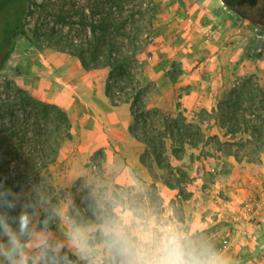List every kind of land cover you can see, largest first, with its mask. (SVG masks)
<instances>
[{"label":"crops","instance_id":"0c3cea01","mask_svg":"<svg viewBox=\"0 0 264 264\" xmlns=\"http://www.w3.org/2000/svg\"><path fill=\"white\" fill-rule=\"evenodd\" d=\"M172 1L176 7L182 6V15L174 17L188 23L183 32L193 38L198 52L202 48L200 52H208L210 57L207 65L182 66L171 82L159 81L160 71L153 73L157 91L152 99L158 110L172 117L178 111L191 115L203 112L209 117L215 112L217 97L234 65L242 74L256 73L264 89L263 31L225 10L221 0ZM207 33L210 35L202 36ZM17 39L19 46L14 48L16 55L8 70L25 77L17 83L26 92L65 111L70 123V136L60 143L55 158L43 170L56 208L67 206L70 215L81 219L80 207L85 206L84 210L91 213L86 214V222L94 228L99 226L97 218L104 212L134 210L149 220L175 226L186 238L196 230L222 222L227 231L215 252L232 264H264L263 155L257 164L244 158L237 160L232 153L204 141L186 145L178 157L170 150V161L189 173V197L183 198L178 185L165 180L155 161H142L147 146L130 131V103L113 104L106 94L108 67L84 69L75 55L34 43L28 45L22 37ZM255 46L262 54L259 61L237 56ZM140 54L142 75L151 79L149 64L139 60ZM198 121L205 137L216 135L220 142L232 138L214 119L209 120L207 131L202 129V116ZM204 175L211 178L207 187L202 184ZM148 187L156 190L161 203L158 207L149 204ZM200 189L212 194L207 196V206L198 209ZM85 191L93 200L92 209H86ZM57 224L51 228L62 239Z\"/></svg>","mask_w":264,"mask_h":264},{"label":"trees","instance_id":"16d2710c","mask_svg":"<svg viewBox=\"0 0 264 264\" xmlns=\"http://www.w3.org/2000/svg\"><path fill=\"white\" fill-rule=\"evenodd\" d=\"M221 1L229 10L264 32V0ZM25 2L26 0H0V21L7 15L11 3L17 7L13 31L3 39L2 47L5 53L0 63L13 51L16 38L24 36L21 19ZM152 18L153 13L147 21L144 18L113 19L112 22L103 19L93 26L94 29L98 27L99 31L93 29L82 38L76 35L68 38L67 43L72 47L69 53L78 57L84 69L109 68L106 81L107 96L113 104L130 103L133 116L130 131L146 143L154 155L155 162L161 167L164 163L161 150L157 149L154 142L139 137L136 132V126L145 116L159 118L163 132L159 133L158 137H170L171 152L176 157L183 154L186 145L200 143L205 136L198 124L172 117L156 108L147 109L148 89L140 80L142 68L138 54L150 41L153 32ZM110 26L117 30L110 31ZM128 26L129 31H119ZM116 93L123 98L114 99ZM11 102L10 120L6 124L0 123V179H6V185L14 190H19L20 186L27 189L25 182L44 183L42 171L55 158L60 143L70 136V123L66 112L55 104L34 99L26 94ZM215 111V119L218 120L220 128L225 127L230 135H235L241 129L242 133L252 139L247 137L235 140L232 137L222 142L225 152L232 153L237 160L252 155H264V89L258 82L250 78L242 79L218 100ZM209 137L219 140L216 135ZM250 141H253L254 145L247 148V144L251 145ZM142 161L145 162L143 156ZM84 193L87 202H90L88 206L92 209V200L88 198L87 191ZM49 203L55 207L54 197ZM80 213L81 220L86 221V214Z\"/></svg>","mask_w":264,"mask_h":264},{"label":"rangeland","instance_id":"374dc122","mask_svg":"<svg viewBox=\"0 0 264 264\" xmlns=\"http://www.w3.org/2000/svg\"><path fill=\"white\" fill-rule=\"evenodd\" d=\"M181 8V5L176 7V2L172 0H26L24 15L21 19L23 26L22 32L24 33V36L18 37H22L28 45L34 43L36 45H43L44 48L55 49L57 51L70 54L69 51L72 50V47L67 43L68 38L75 37L76 35L82 38L84 34L88 35L94 29L93 26L95 24H99L103 19H107L112 22L113 19L127 20L131 18H144V20L147 21L149 20V16L153 13V18L151 19L153 26L151 39L144 45L142 52L139 55V60L147 61L150 67L149 71L151 73V79L141 74L140 80L142 85L148 89L147 109H153L156 108L153 99L157 91L155 90V79L152 77L154 74L160 71L161 78L159 81H164L165 83L171 82L174 81L181 73L182 66L192 63L196 65H207V59L210 57L208 52H200L203 50L202 48H199L198 52L197 47L194 45L193 38H191L189 34H186V32H183V28L187 29L188 23L186 22L185 25L183 21H176L174 16L182 15ZM224 8L225 10L231 12L234 16H238L229 10L225 5ZM186 12H188V10H186ZM94 30L99 31L98 27ZM109 30L114 32L117 29L114 26H110ZM129 30L130 28L128 26L125 29H120L119 31L127 32ZM209 35V33L202 34V36L205 37ZM19 41L20 39L15 40L13 51L9 54L5 61L0 63V123L3 122L4 124L10 120V111H12V109L9 104L12 103V100H15L16 97L23 94L37 99V97H34L30 93L26 92L25 89L17 83L25 77L18 76L15 72L8 70V65L11 59L16 55L14 48L16 45L17 47L19 46ZM152 52H155L156 54L152 55ZM247 52L248 53H244L243 55L238 53L237 56H241L245 59L247 58L246 60L249 61H259L260 56H262V54H260L261 51H259L256 46L254 49H249ZM152 56L154 57L152 58ZM1 59L2 58H0V61ZM141 65L142 64L140 63V66ZM234 66L235 71L233 69L230 76L226 78V84L217 97L216 106L218 100L225 93L230 91V89L239 84L242 79L250 78L260 83V80L258 81L256 78L258 77L256 73L242 74L238 71V66ZM229 72L230 70H228V73ZM260 85L263 87L261 83ZM177 94L180 96V93ZM117 98L123 97H120L116 93L114 99ZM215 112L209 114V117H205L203 112L191 115L190 113L185 114L182 111H178L173 117L181 118L186 122L197 124V122H199L198 120L202 116V129L207 131V127L210 122L209 120H211V118L215 120L217 125L219 124L218 120L215 119ZM160 124L161 122L159 118L147 115L139 121V124L136 126V132L139 137L147 138L154 142L157 149L161 150L162 158L164 160L163 165L160 167L162 176L169 184L178 185L182 194L181 196L183 198H187L189 197V173L187 170L182 168V165H176L174 160H171L172 162L170 161L169 151L171 150L172 141L168 135H164L162 138L158 137L159 133L162 134L163 132L162 125ZM222 129H224L225 134H228L225 127ZM0 130H2L1 125ZM228 135L230 137L237 138L235 140L248 137L247 134L242 133L241 129L237 131L235 135ZM249 139L252 140L251 138ZM203 141L212 143L223 152L226 151L222 142L211 139L209 135H206V137L203 138ZM250 144L251 145L247 144V148H251L254 145V142L252 141ZM146 150L147 151L143 153L145 162L155 161L152 151L148 147ZM244 159L256 164L260 161V157H257V155H252L249 156V158ZM42 176L45 177L43 173ZM210 179L209 175H204L202 184L207 187V182H209ZM47 182L48 180L46 178L44 183L41 184H37L35 181H30V184L29 182H25V184L28 185V188L25 189L31 192L33 185H35L43 192L44 197L49 201L52 198V193L51 187ZM200 191L201 193L198 195V205L196 206L198 209L205 208L207 206L206 201L209 199L207 196L212 194L210 191L205 192V190L201 189ZM119 192H121V194L125 193L123 190H119ZM146 198L152 207H158L161 204L159 196L156 194V190L152 187H148L146 191ZM140 199L141 198H138V200ZM85 203L87 209L90 202H87L86 200ZM85 203L82 204L85 205ZM172 203L175 204V202ZM91 205L93 206V200ZM81 212L89 214L86 210ZM226 231L227 230L222 222H218L216 225H212L209 229L204 228L202 230L192 232L191 235L188 234L189 236L187 240L197 249L211 248L213 251H217L222 246V238L225 235L223 232Z\"/></svg>","mask_w":264,"mask_h":264},{"label":"clouds","instance_id":"9594fccd","mask_svg":"<svg viewBox=\"0 0 264 264\" xmlns=\"http://www.w3.org/2000/svg\"><path fill=\"white\" fill-rule=\"evenodd\" d=\"M97 219L94 228L67 206H51L37 186L14 190L0 179V264H232L211 248L197 249L175 226L134 210Z\"/></svg>","mask_w":264,"mask_h":264},{"label":"flooded vegetation","instance_id":"af4514ba","mask_svg":"<svg viewBox=\"0 0 264 264\" xmlns=\"http://www.w3.org/2000/svg\"><path fill=\"white\" fill-rule=\"evenodd\" d=\"M16 12H17L16 5H12L11 3L7 15H5L4 19L0 21V58H2L5 53V50L2 47V44L4 42L3 39L5 37H8L11 33V30L13 29L14 26L13 24H15L14 21L17 18Z\"/></svg>","mask_w":264,"mask_h":264},{"label":"built area","instance_id":"2783aa9c","mask_svg":"<svg viewBox=\"0 0 264 264\" xmlns=\"http://www.w3.org/2000/svg\"><path fill=\"white\" fill-rule=\"evenodd\" d=\"M150 39H151V37H150ZM92 168H93V169H96L97 167H96V165H92ZM81 210H82V211L84 210V206L81 207ZM54 223H55V222H53L52 225H53ZM72 259L75 260L73 257H72ZM77 264H80V263L77 262Z\"/></svg>","mask_w":264,"mask_h":264}]
</instances>
